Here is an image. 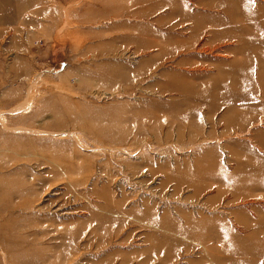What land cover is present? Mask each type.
Wrapping results in <instances>:
<instances>
[{"label":"rangeland","instance_id":"1","mask_svg":"<svg viewBox=\"0 0 264 264\" xmlns=\"http://www.w3.org/2000/svg\"><path fill=\"white\" fill-rule=\"evenodd\" d=\"M209 219L264 264V0H0V264H225Z\"/></svg>","mask_w":264,"mask_h":264},{"label":"bare ground","instance_id":"2","mask_svg":"<svg viewBox=\"0 0 264 264\" xmlns=\"http://www.w3.org/2000/svg\"><path fill=\"white\" fill-rule=\"evenodd\" d=\"M239 175L241 178L240 189L251 190V189L260 188L257 181L260 179L261 174L257 169L252 168V170L249 169L245 172H241V173H239ZM249 175H250V177H249ZM247 177H249V178H247ZM220 179H222L226 185L225 175H220ZM230 191L232 193V190H230ZM241 200L244 201V200H246V198L242 197ZM252 216H254V215L252 214ZM213 220H210V219L209 220H201V221L199 220L198 222H194L191 227H189V228L187 227L186 230H189L190 233H192L194 231L200 232L196 229L199 228V226H202V223H205L207 230H209V234L208 235L204 234L205 236L201 237L202 242H200L199 244L206 246L204 242L206 240L208 241L209 238L214 239L215 242H219L218 245H220V246L218 247L219 250H217V252L221 251L222 253H224V255H226L229 258V260L227 262H225V264H235L236 261L233 260L235 256H246L247 254L250 253V248L252 249V246L250 244L251 241L249 240V237H247V235L249 233H255L256 232L255 231L256 224H253L252 222L251 223H249V222L239 223L236 221H234L233 223L231 222L229 224H226L225 220L222 221L223 222L222 224H218L216 222V219L214 221ZM211 230H213L214 233L224 232L226 235H228V240H225V237L222 238V236L218 237L216 234L213 236V232H211ZM194 235L196 236V238L198 236H200L199 233L194 234ZM199 240H200V238H199ZM214 252H216V251L214 250ZM219 253H218V255H219ZM209 254H210V252H209ZM214 255H216V254H214Z\"/></svg>","mask_w":264,"mask_h":264}]
</instances>
